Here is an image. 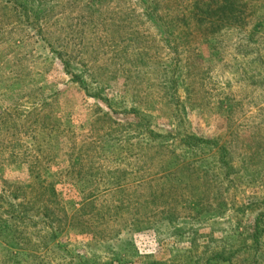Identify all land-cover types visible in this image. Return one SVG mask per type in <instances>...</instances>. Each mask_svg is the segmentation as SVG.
<instances>
[{"label": "rangeland", "instance_id": "obj_1", "mask_svg": "<svg viewBox=\"0 0 264 264\" xmlns=\"http://www.w3.org/2000/svg\"><path fill=\"white\" fill-rule=\"evenodd\" d=\"M195 2L0 0V264H264V0Z\"/></svg>", "mask_w": 264, "mask_h": 264}, {"label": "trees", "instance_id": "obj_2", "mask_svg": "<svg viewBox=\"0 0 264 264\" xmlns=\"http://www.w3.org/2000/svg\"><path fill=\"white\" fill-rule=\"evenodd\" d=\"M257 2L252 0H208L201 2L196 0L192 7V13L196 15V23L198 27L203 28L205 34L215 33L223 27L236 28L245 18L255 15ZM23 9H27L25 4ZM172 26L174 28H172ZM159 32L175 41L177 38L175 25H167V28H162ZM171 45V42H167ZM172 44L171 47H174ZM190 141H194L195 145L203 146L209 144V139H201L197 136H190ZM191 143V142H190ZM198 146V147H199Z\"/></svg>", "mask_w": 264, "mask_h": 264}]
</instances>
